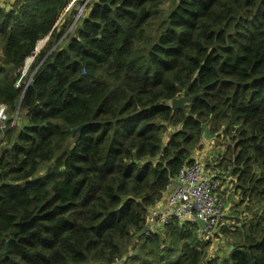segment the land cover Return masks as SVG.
Wrapping results in <instances>:
<instances>
[{
	"label": "trees",
	"instance_id": "1",
	"mask_svg": "<svg viewBox=\"0 0 264 264\" xmlns=\"http://www.w3.org/2000/svg\"><path fill=\"white\" fill-rule=\"evenodd\" d=\"M70 1L0 5V264H203L197 224L142 233L200 153L242 207L224 262L264 264V0Z\"/></svg>",
	"mask_w": 264,
	"mask_h": 264
},
{
	"label": "built area",
	"instance_id": "2",
	"mask_svg": "<svg viewBox=\"0 0 264 264\" xmlns=\"http://www.w3.org/2000/svg\"><path fill=\"white\" fill-rule=\"evenodd\" d=\"M76 1L71 0L69 8ZM88 2L89 0L83 1L80 12ZM7 121V109L0 106L1 130ZM219 185L214 173L208 171L201 160H196L191 166H183L173 184L168 187V190H172L167 192L163 202L149 210L146 217L148 230L145 233H156L174 221L187 225L197 224V220H201L204 227H199L200 235L203 240L209 239L224 221L223 204L216 195L217 190L219 194Z\"/></svg>",
	"mask_w": 264,
	"mask_h": 264
},
{
	"label": "rangeland",
	"instance_id": "3",
	"mask_svg": "<svg viewBox=\"0 0 264 264\" xmlns=\"http://www.w3.org/2000/svg\"><path fill=\"white\" fill-rule=\"evenodd\" d=\"M84 0H79L76 5L72 8L75 9V11H78L81 9L82 4H83ZM82 2V4H80ZM13 0H2V6L5 7H9L10 5H12ZM77 17V16H76ZM72 27V25L70 26ZM42 43V42H41ZM40 43V44H41ZM28 60H31L28 59ZM26 63H25V67H26ZM26 74V73H25ZM24 74V75H25ZM23 116V114L20 116V118ZM14 120V119H13ZM214 138V137H213ZM212 139H209L208 141L212 140V142H209L205 140V148H207L208 150V160H215L216 159V154L214 153V150H220L219 147L217 146L216 141ZM201 154V153H200ZM200 154L198 155L197 160H201L204 158H202V156H200ZM200 156V157H199ZM217 163V162H216ZM212 169H208V171H211ZM212 172L214 173V175L216 176V179L218 180L219 183H221L222 185H226L228 182H225L223 180V178L227 181V177L225 175H222L221 173H219L220 171H214L212 170ZM45 176V172L43 170H41L40 172H38L35 176L34 179H38V178H43ZM230 180V179H229ZM220 186V185H219ZM224 190V189H223ZM225 193H221L219 191L220 194H218V190L216 192V195L218 197V199L222 202L223 204V208H225V216H224V221H223V216H222V220L223 221V225H220L214 232V234L207 239L210 243H209V247L207 250V256H206V260L204 261L203 264H207L209 260H213L215 259L216 262L215 264H226L224 262V260H228V246L230 245L229 241H228V237L222 233H220V229L222 228H228L231 230L232 229V224L235 221L234 219L236 217L239 216V213H241L242 211V207L237 205V202L239 201V195H237L235 192H233V190L231 189V187H228V189L224 190ZM224 213V212H223ZM230 221V223H229ZM136 239H134L135 241ZM140 244V242L137 244V246ZM231 246L229 247L230 250Z\"/></svg>",
	"mask_w": 264,
	"mask_h": 264
},
{
	"label": "water",
	"instance_id": "4",
	"mask_svg": "<svg viewBox=\"0 0 264 264\" xmlns=\"http://www.w3.org/2000/svg\"><path fill=\"white\" fill-rule=\"evenodd\" d=\"M69 6H70V3H69ZM69 6H68V8H69ZM67 9H66V11H67ZM65 12H63L62 15H64ZM78 17H79V14L75 18V21L78 19ZM46 40H47V38L44 41H42V43L39 45V47L37 48V50L35 52L36 54L41 50V48L43 47V45L46 42ZM33 61H34V57L31 58V62H33ZM25 73H26V67L24 66V69H23V72H22V77L24 76ZM32 76H33V74H32ZM31 77H30V79L28 80V82L26 84L27 86H32V84H33V81H32V78ZM194 98H195V96H191L189 98L181 97V98L174 99V100L171 101V109L174 110V111L175 110H181L185 114L186 113V110H185L186 105H189L193 101ZM85 126H86V124L80 125L76 129H74L73 132H72V137H75L76 134L79 133ZM202 129H203V132H204V139L206 141H208L209 139H212L214 137L212 134H209L207 132L205 126H202ZM202 163H203V165L205 167L207 166L206 160L204 158L202 159ZM196 223H197V225L200 228H203L204 227V223L201 220H197ZM147 230H148V228H145L142 231V233H144ZM135 242H136V240L132 242L131 247H133V245H134ZM231 249H232V247L230 248V250ZM114 264H122V262L120 261V262H116Z\"/></svg>",
	"mask_w": 264,
	"mask_h": 264
},
{
	"label": "crops",
	"instance_id": "5",
	"mask_svg": "<svg viewBox=\"0 0 264 264\" xmlns=\"http://www.w3.org/2000/svg\"><path fill=\"white\" fill-rule=\"evenodd\" d=\"M205 150L206 151H208L207 150V148H205ZM202 158H203V156H202ZM207 168V167H206ZM230 179V180H229ZM223 180L225 181V182H228L226 185H222L221 186V183H220V189H219V191L221 192V193H225L224 192V190L225 189H228V187H231V183H232V179L231 178H227V181L223 178ZM224 189V190H223ZM172 190V188H170L167 192H170ZM220 194V193H219ZM160 205V204H159ZM225 209V208H224ZM224 212H225V210H224ZM224 215H225V213H224Z\"/></svg>",
	"mask_w": 264,
	"mask_h": 264
},
{
	"label": "bare ground",
	"instance_id": "6",
	"mask_svg": "<svg viewBox=\"0 0 264 264\" xmlns=\"http://www.w3.org/2000/svg\"><path fill=\"white\" fill-rule=\"evenodd\" d=\"M39 47V46H38ZM27 61V60H26Z\"/></svg>",
	"mask_w": 264,
	"mask_h": 264
}]
</instances>
